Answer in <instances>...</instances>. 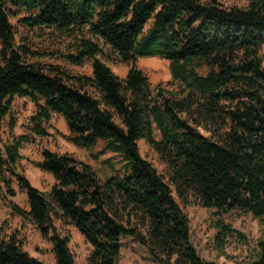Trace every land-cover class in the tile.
<instances>
[{
  "label": "trees",
  "instance_id": "obj_1",
  "mask_svg": "<svg viewBox=\"0 0 264 264\" xmlns=\"http://www.w3.org/2000/svg\"><path fill=\"white\" fill-rule=\"evenodd\" d=\"M225 5L220 0H0V192L15 178L29 210L16 205L53 244L54 264H74L70 236L55 217L74 225L92 246L88 264H120L126 236L159 264H217L193 243L181 201L194 195L221 215L239 208L264 221V0ZM24 13L19 17V14ZM28 28H86L130 63L125 78L101 57L100 44L77 40L72 64L92 60V75L29 62L12 18ZM141 57L169 61L178 90L152 88L136 64ZM206 69V72H202ZM16 97L36 105L31 135L3 142L1 126ZM61 115L79 147L93 151L113 174L69 153L44 148L36 165L55 182L46 192L18 169L24 144L47 136ZM16 123L13 120L11 128ZM155 128L160 139L155 137ZM146 139L171 168L170 182L140 152ZM117 158L112 161L111 158ZM216 239L242 233L223 218ZM249 264H264V239ZM0 264H46L24 250L16 235L0 233Z\"/></svg>",
  "mask_w": 264,
  "mask_h": 264
},
{
  "label": "rangeland",
  "instance_id": "obj_2",
  "mask_svg": "<svg viewBox=\"0 0 264 264\" xmlns=\"http://www.w3.org/2000/svg\"><path fill=\"white\" fill-rule=\"evenodd\" d=\"M205 1V0H204ZM225 5H246L247 0H220ZM24 13L19 14V17ZM12 18L18 43H26L34 51L26 57L29 62H40L46 65H59L62 70L72 75H92V60L84 65L72 64L66 59V55L75 53L76 42L83 37H90L98 42L103 48V60L120 77L125 78L131 66L130 63L120 62L118 55L112 50L109 44L98 37L91 36L87 29L76 31H61L50 27L28 28L21 25ZM264 64V47L262 49ZM136 64L147 74L152 88L162 87L168 90H178L179 83L173 79L169 69V61L161 57H141ZM202 72H206L203 69ZM36 112V105L28 97H16L13 102L11 113L2 121L1 137L3 142H12L14 138L22 134L31 135V116ZM16 125L11 128L12 121ZM47 136H36L33 143L24 144L20 150L22 159L19 161L18 169L39 189L48 192L54 184V177L36 165L42 159V151L48 148L57 152H66L79 160L90 163L100 178H106L113 174L111 168L102 160L113 156L111 153L96 158L94 153L101 148L99 142L97 147L91 151L72 143L68 136L71 134L67 128L64 118L54 113L47 126ZM155 137L160 139V132L155 128ZM142 156L157 168L166 181L170 182L171 168L164 156L160 154L146 139L139 141ZM117 161V158H111ZM3 185L0 192V233L9 237L16 235L31 256H34L46 264H54L53 244L42 236L35 224L27 217L21 216L14 205L29 210L26 193L21 190L18 181L11 179L10 193L8 187ZM184 211L190 219L191 236L199 254L207 259H212L217 264H249L258 252L257 241L264 239V221L253 216L252 213L236 208L219 215L215 208H207L200 204L199 200L190 195L187 200L181 201ZM223 218L234 228L239 230L243 236L234 233L226 237L225 241L219 242L216 239V221ZM55 225L62 235L70 236V249L74 255V264H88L92 252V246L78 229L59 217H55ZM120 264H159L149 254L146 247L136 242L132 237L126 236L122 240Z\"/></svg>",
  "mask_w": 264,
  "mask_h": 264
},
{
  "label": "crops",
  "instance_id": "obj_3",
  "mask_svg": "<svg viewBox=\"0 0 264 264\" xmlns=\"http://www.w3.org/2000/svg\"><path fill=\"white\" fill-rule=\"evenodd\" d=\"M54 257H55V255H54ZM54 263H55V261H54Z\"/></svg>",
  "mask_w": 264,
  "mask_h": 264
}]
</instances>
